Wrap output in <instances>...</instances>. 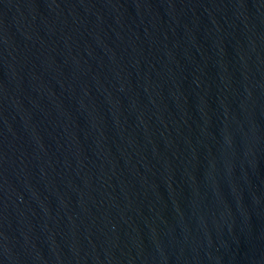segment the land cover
Instances as JSON below:
<instances>
[{"label":"water","instance_id":"water-1","mask_svg":"<svg viewBox=\"0 0 264 264\" xmlns=\"http://www.w3.org/2000/svg\"><path fill=\"white\" fill-rule=\"evenodd\" d=\"M0 264H264V0H0Z\"/></svg>","mask_w":264,"mask_h":264}]
</instances>
